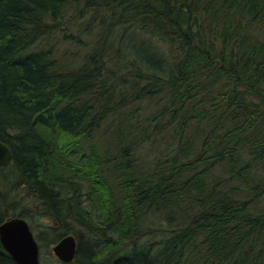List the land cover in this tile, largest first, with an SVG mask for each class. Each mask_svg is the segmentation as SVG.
I'll list each match as a JSON object with an SVG mask.
<instances>
[{"label":"trees","instance_id":"1","mask_svg":"<svg viewBox=\"0 0 264 264\" xmlns=\"http://www.w3.org/2000/svg\"><path fill=\"white\" fill-rule=\"evenodd\" d=\"M0 139L53 264H264V0H0Z\"/></svg>","mask_w":264,"mask_h":264},{"label":"water","instance_id":"2","mask_svg":"<svg viewBox=\"0 0 264 264\" xmlns=\"http://www.w3.org/2000/svg\"><path fill=\"white\" fill-rule=\"evenodd\" d=\"M12 158L10 146L0 139V165ZM0 243L16 264H41L39 246L28 221L21 216H11L0 223ZM76 239L65 234L51 246L52 254L63 263L71 262L76 255Z\"/></svg>","mask_w":264,"mask_h":264},{"label":"rangeland","instance_id":"3","mask_svg":"<svg viewBox=\"0 0 264 264\" xmlns=\"http://www.w3.org/2000/svg\"><path fill=\"white\" fill-rule=\"evenodd\" d=\"M140 155H144V152L142 151V154ZM54 257H55L54 255H49L46 252H44V255L40 253L39 255L40 263L41 264H53L55 259H57L56 257L54 259Z\"/></svg>","mask_w":264,"mask_h":264}]
</instances>
